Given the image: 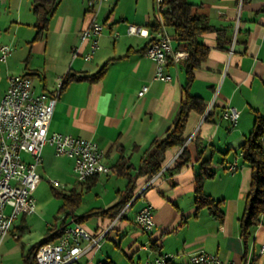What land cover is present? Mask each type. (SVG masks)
Returning <instances> with one entry per match:
<instances>
[{"label": "crops", "instance_id": "0c3cea01", "mask_svg": "<svg viewBox=\"0 0 264 264\" xmlns=\"http://www.w3.org/2000/svg\"><path fill=\"white\" fill-rule=\"evenodd\" d=\"M188 1L200 5L213 26L228 27V37L235 40L229 49H222L216 45L215 32L200 37L208 46V54L193 70L189 90L203 99L206 108L203 113L192 111L186 124L184 137L194 135L188 143L190 160L168 174L165 168L179 151L173 148L168 152V162L149 181L138 171L153 141L166 135L176 117L186 81L183 63L188 56L185 50L176 49L172 38L173 52L165 66L171 79L154 78V62L144 54L157 23L154 0L103 3L96 20L104 29L89 60L83 55L89 51L90 40L80 38L92 18L87 0H58L39 34L33 0L0 1V45L11 47L6 60H0V99L9 75H26L37 93L48 94L62 84L68 72L92 74L107 62L99 80H75L61 88L48 126L49 132L95 141L110 167L108 173L76 180L69 188L81 192V204L84 194L90 196L82 212H78L81 204L73 212L84 217L82 224L90 232L107 230L100 247L81 254L76 264H142L148 257L168 253L175 255L171 264H182L198 251L242 262L264 245V214L251 229L247 247L239 222L251 181V167L240 146L255 117H264V0ZM127 23L141 24V33L127 34ZM167 30L172 37L170 28ZM74 48H78V55L73 57ZM143 85L148 89L138 96ZM227 105L239 112L235 124L222 116ZM55 156L53 147L45 144L37 171L50 169ZM21 157L31 159L27 153H21ZM203 159L211 160L214 174L204 179L202 188L214 200L222 201L221 220L206 207L195 213V174L200 172ZM68 160L73 172V161ZM124 160L130 179L116 172V166ZM234 160L235 170L230 171ZM129 183L135 200L123 218L111 222L96 213L115 203ZM147 202L153 209L151 232L142 231L134 220ZM35 212L20 214L12 222L0 242V264H24V255L46 237L45 231L37 242L27 238L32 227L30 216ZM257 264H264L263 255L257 257Z\"/></svg>", "mask_w": 264, "mask_h": 264}, {"label": "built area", "instance_id": "2783aa9c", "mask_svg": "<svg viewBox=\"0 0 264 264\" xmlns=\"http://www.w3.org/2000/svg\"><path fill=\"white\" fill-rule=\"evenodd\" d=\"M107 1L109 0H87L91 23L80 33L82 41L90 40L89 51L83 55L86 60L92 58L98 47L97 40L104 25L96 20V14L99 7ZM153 5L158 27L144 54L154 62V78L169 81L171 77L165 72V66L168 56L173 52L172 37L161 14L163 0H154ZM142 29L141 24L127 23L126 32L129 35H139ZM10 49V45H0V60H6ZM71 55H78V48H74ZM60 87L61 83H58L48 94L37 93L28 76H8L7 89L0 99V242L18 215H29L36 211L34 192L41 179L37 166L42 163L45 144L53 147L56 156L72 159L73 174L77 181H85L93 175L110 171V167L104 162L103 150L95 141L68 133L48 131ZM147 89L148 86L143 85L138 96H142ZM222 116L235 124L239 112L235 107L227 105ZM261 144L264 149V135L261 137ZM21 153L29 154L31 159L26 161ZM235 167L234 160L228 169L234 171ZM54 184L57 182L54 181ZM6 207H10L9 212ZM127 209L128 204L123 210ZM135 223L142 231L153 230V209L149 202L137 211ZM106 233L107 230L90 232L82 223L73 221L63 228V233L56 242H46L36 248V261L39 264H68L81 254L98 249ZM260 255L264 256V245H261L257 254L242 262L223 260L215 254L198 251L190 254L182 264H257V257ZM174 258L175 255L171 253L161 254L146 258L142 264H171Z\"/></svg>", "mask_w": 264, "mask_h": 264}, {"label": "trees", "instance_id": "16d2710c", "mask_svg": "<svg viewBox=\"0 0 264 264\" xmlns=\"http://www.w3.org/2000/svg\"><path fill=\"white\" fill-rule=\"evenodd\" d=\"M33 2L34 11L38 15L40 23L38 27L39 34L46 24L48 15L54 11L58 0H33ZM161 14L165 26L172 31V38L176 41V49L185 50L188 53L183 63L186 81L183 87V97L171 127L163 138L153 141L152 149L144 157L138 171L139 175L146 176V181H149L168 162L170 159L168 152L173 148H177L179 151L176 157L165 168L168 174L172 175L177 172L190 160L188 143L192 141L194 135L189 140L188 137H184L186 124L192 111L203 113L206 108L203 99L198 95L192 94L189 90L193 79V70L200 66L208 54V46L200 41V37L207 32H215L216 45L222 49H229L232 43L231 38L228 37V27L217 28L210 24L208 16L202 11L201 6L193 4L188 0H163ZM157 27L158 23L155 24V30ZM106 65L107 62L92 74L68 72L63 77L60 90L65 84L75 80L90 82L99 80L105 72ZM208 117L209 112L206 113L205 118L207 119ZM263 135L264 117L257 115L251 130L240 146V152L244 160L251 167V181L247 194V202L239 220L240 235L245 247H247L251 229L259 223L260 216L264 213V149L261 144V137ZM187 140L188 142L186 143ZM210 164V159L201 160L200 172L195 174V213L199 209L206 207L216 219L221 220L223 217L221 209L222 201L214 200L202 188L204 179L212 177L214 174V171L210 169ZM116 172L130 179V173L127 167H125V160L116 166ZM130 183L127 185L125 193L121 194L115 203L96 213L108 217L111 222L115 219L123 218L126 212V210H123L124 207L127 204L129 207L135 200L132 199L133 188L130 187ZM59 194L63 198V202L59 207V212L63 214V217L58 222L57 218L55 223L46 230V237L33 245L24 255V264H39L36 261V248L40 244L56 242L62 235L63 228L73 221L83 223L84 217H77L73 213L81 204V192L77 191L76 188H71L68 192H60ZM68 264H76V260Z\"/></svg>", "mask_w": 264, "mask_h": 264}, {"label": "rangeland", "instance_id": "374dc122", "mask_svg": "<svg viewBox=\"0 0 264 264\" xmlns=\"http://www.w3.org/2000/svg\"><path fill=\"white\" fill-rule=\"evenodd\" d=\"M69 164L68 158L55 156L50 169L42 171L41 168H38L39 172H37L41 179L34 193L36 212L30 216L32 227L29 236H27L31 242H37L43 238L47 227L53 225L57 218L58 222L63 217V214L59 212V207L63 202L59 193L68 192L70 186L76 182L73 172L69 169ZM54 181L57 184H54ZM89 198V195L84 194L78 212L84 210ZM91 222L89 221V223Z\"/></svg>", "mask_w": 264, "mask_h": 264}, {"label": "bare ground", "instance_id": "6f19581e", "mask_svg": "<svg viewBox=\"0 0 264 264\" xmlns=\"http://www.w3.org/2000/svg\"><path fill=\"white\" fill-rule=\"evenodd\" d=\"M134 220L136 221V215H135V217H134Z\"/></svg>", "mask_w": 264, "mask_h": 264}]
</instances>
